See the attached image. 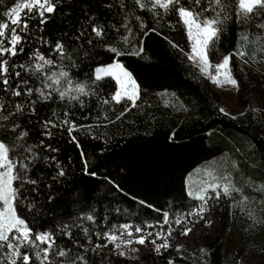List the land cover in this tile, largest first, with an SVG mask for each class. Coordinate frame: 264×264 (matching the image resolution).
Returning <instances> with one entry per match:
<instances>
[{"label":"trees","instance_id":"obj_1","mask_svg":"<svg viewBox=\"0 0 264 264\" xmlns=\"http://www.w3.org/2000/svg\"><path fill=\"white\" fill-rule=\"evenodd\" d=\"M14 3L0 0V16ZM190 6L200 10L194 3ZM158 11L161 14L154 16L133 0H60L45 24L28 21L17 49L22 46L24 51L10 61L15 71L28 78L18 65L30 66L29 56L39 50L56 61L48 71L69 72L88 94L73 92L79 99L64 101L53 94L48 102L34 96L38 102L32 113L29 98L0 91L9 108L25 103L24 113L14 119L28 132L26 143L38 155L28 172L36 183L19 185L17 214L34 232L53 233L58 246L71 249L70 256H83L87 264H264V40L252 42L264 37V29L256 27L264 20L240 25L233 14L209 56L211 63H218L243 43L245 56L231 60L243 110L231 115L188 59L191 41L179 17ZM94 24L105 29L103 38L92 33ZM242 32L248 42L240 40ZM125 35L128 43L121 39ZM58 41L71 59L61 60L51 51ZM106 46L126 54L116 57ZM141 47L139 55L132 54ZM114 60L139 85L135 107L126 99H111L116 91L113 78L93 82L95 67ZM30 86H36L34 78ZM64 119L77 126L72 136ZM48 120L58 127L46 126ZM225 184L234 189L230 195L222 192ZM209 185L220 187L213 190ZM205 188L216 194L220 226L215 235L141 255L122 252L106 238L124 224L163 232L171 227L170 239L179 238L200 202L189 192ZM165 212L169 224L161 229ZM88 215L92 221L85 219ZM176 219L182 223L177 225ZM69 231L71 239L65 234Z\"/></svg>","mask_w":264,"mask_h":264},{"label":"snow or ice","instance_id":"obj_2","mask_svg":"<svg viewBox=\"0 0 264 264\" xmlns=\"http://www.w3.org/2000/svg\"><path fill=\"white\" fill-rule=\"evenodd\" d=\"M59 2L60 0H15L14 6L0 16V91L8 93L11 97L29 98L26 103L31 106L30 111L32 113L35 112L34 106L38 99L43 102L52 101L54 99L53 94H56L60 101H64L66 98L78 100L79 95L88 94L85 91V85L74 82L69 72L63 70L59 72L48 71V69L56 66V61L46 57L39 50L29 56V60L33 61L30 66L18 65L19 68L28 72V78H24L20 71H15L16 65L10 64L11 58L24 51L22 46L19 47V51L17 49L23 43L24 38L21 33L28 31V21L38 19L39 24H45L49 15L56 10ZM133 2L139 9H148L154 16L161 14L158 10H162L164 15L173 12L186 28L188 38L191 41V51L186 53L188 59L193 63L198 62L200 72L208 76L218 86L224 84L238 86L236 79L232 76L231 60L234 55L245 56L246 53L240 50L243 48V43L235 53L224 56L221 62L215 65L211 63L209 56L220 38L223 25L232 18L233 14L240 25H247L254 20H264V0H187L189 6H185L183 0H133ZM193 3L200 7L199 11L190 6ZM205 13H210V15H205ZM4 17L7 19H3ZM136 19L140 20V17H136ZM140 26L141 28L144 27L142 21ZM124 27L127 28L128 26L124 25ZM256 27L264 29V22L256 24ZM40 30L42 31V29ZM91 31L97 38H103L106 35L103 26L94 24ZM121 39L124 43L129 42L127 35L122 36ZM240 40L248 42L249 36L242 32ZM262 40L264 37L256 36L252 42L260 43ZM88 43H92L91 39L88 40ZM106 47L116 57L126 54L116 47ZM262 49H264V45H262ZM51 51L57 53L61 60L71 59L70 56H67L63 43L59 41ZM142 51L143 48L141 47L139 52L132 54L139 55ZM213 69L214 74L211 71ZM221 76H223V80L220 79ZM105 77L115 79L119 85L118 90L111 97L113 101L121 103L122 100L126 99L131 102L133 107L136 106V101L139 99V85L119 62L114 61L112 64L97 67L94 71L93 82L101 81ZM33 78L36 81L35 87L30 86V80ZM73 92L79 95H71ZM34 96L38 99H32ZM104 103H108V101L105 100ZM82 105L83 102L81 101ZM24 109V102H16L9 108L4 97L0 95V264H34V261L38 264H56V257L60 258V264H78V262L79 264H87L83 256L78 253L70 256L71 249L58 246L53 233L34 232L26 221L17 214V204L20 200L19 185L36 183V181L28 178V172L31 163L38 159L34 146L26 143L25 138L28 137V132L23 130L17 120L14 119V117L23 114ZM221 111L224 110L221 109ZM53 115L55 116V113ZM68 115V112L64 113L65 117ZM45 124L46 126L58 127L53 120H48ZM63 124L67 126L66 130L70 136L77 130L75 123L68 119H64ZM9 134H11V140H9ZM72 139L75 140V137ZM63 174L61 170L59 175L62 176ZM208 187L215 190L220 186L209 185ZM233 190L230 184H225L222 187L224 195H230ZM206 193L207 188L202 189L199 193L190 191L189 195L206 203ZM218 196L219 193H217V198ZM204 210L202 205L199 212L194 214H200ZM192 214L189 213V215ZM85 219L92 221L93 216L88 215ZM175 223L179 225L182 220L176 219ZM167 224H169V215L165 212L163 222L160 224L161 229L163 225ZM119 227L121 235L124 233L129 236L132 235V225L124 224ZM145 227L151 228L154 225H145ZM83 231L87 235L88 229L85 228ZM190 231V228H186L182 234L188 235ZM135 232L141 234L135 240L139 244H144L147 237L153 235H155V239L151 241L153 244H156V240H161L162 243L156 244L155 251L157 253L161 249L171 247L168 241L172 234L171 227L167 233L159 231L145 234L144 228L136 226ZM65 234L69 239L72 238L70 231ZM105 235L110 242L117 240L114 233ZM132 242L130 240L126 243ZM169 264H173V261L170 260Z\"/></svg>","mask_w":264,"mask_h":264},{"label":"rangeland","instance_id":"obj_3","mask_svg":"<svg viewBox=\"0 0 264 264\" xmlns=\"http://www.w3.org/2000/svg\"><path fill=\"white\" fill-rule=\"evenodd\" d=\"M190 51H191V48H190ZM221 60L219 62H221ZM114 61L118 62L117 60H114ZM114 61L108 64L97 66V67L112 64ZM193 64L196 66L199 74L209 82L214 92L221 97L223 101V108L227 113L231 115H235L243 110V107L239 104L238 99H237L236 86H233L230 84H224L222 86H218L216 83H213L212 80L208 76L200 72V65L198 62L193 63ZM212 64L215 65L217 63H212ZM97 67H95V69ZM123 68L124 70L129 72L124 66ZM95 69L92 72V76H94ZM211 71L214 74V69ZM220 79L223 80V76H221ZM118 88H119V85L116 83V90H118ZM215 195L216 194L214 192H209V191L205 194V200L207 202L205 203L204 201H200L197 207L191 211V213L193 214L188 215V217L186 218V221H187L186 226L187 228L191 229L189 234L188 235L181 234L179 238L172 239V240L169 237L168 241L170 245H173L175 247H181L184 244H194V243H198L201 240V238L206 235L212 236L216 234V231L219 228L220 224L218 220L219 214L216 213V207H215L216 200H214ZM202 205L205 210L200 214H194V213L199 212V209ZM131 231H132L131 236H129L127 233H124L123 235H121L120 228L115 233V235L117 236V240L113 241V243H115L116 246L119 245L118 248L122 252H126L132 255H141L142 253H145L151 249L155 251L156 244L162 243L161 240H156V244H153L151 242L153 239H155V235L148 236L144 244L136 243L135 240L141 234L136 233L135 228H132ZM148 232L155 233V232H159V230L158 229L144 230L145 234ZM130 240L133 242L130 244L126 243L127 241H130ZM34 264H38V262L34 261Z\"/></svg>","mask_w":264,"mask_h":264}]
</instances>
